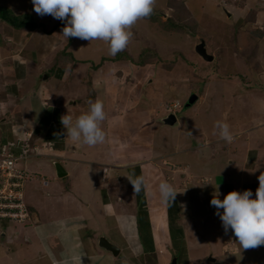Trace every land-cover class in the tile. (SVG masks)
<instances>
[{
    "label": "crops",
    "instance_id": "1",
    "mask_svg": "<svg viewBox=\"0 0 264 264\" xmlns=\"http://www.w3.org/2000/svg\"><path fill=\"white\" fill-rule=\"evenodd\" d=\"M14 2H1L0 7L17 16L30 13ZM238 10H233L239 17L233 27L249 33L252 42L260 39L257 48L264 53V7L247 2ZM34 20L38 27L31 30L0 19V147L19 140L20 146L38 147L40 154L16 163L26 173L23 192L31 218L19 223L0 217V264H215L218 257L223 264H235L240 255L247 264L255 253L264 264V245L241 248L210 204L217 191L221 200L231 191L250 189L255 195L258 176L264 173V124L258 117L264 113V58L251 73V60H240L244 74L262 90L250 86L251 93L244 92L237 106L224 107L220 97L213 114L206 115L212 121H204L195 108L193 115L184 114L185 122L177 116V124L167 126L161 113L168 115L176 98L162 97L168 82H161L164 93H151L154 80L146 70L138 73L131 60L110 55L97 69L82 66L88 61L67 49V38L61 35L64 23L46 15ZM230 27L222 34L229 37ZM155 29L164 33L159 26ZM150 48L164 58L155 46ZM63 51L74 61L61 56ZM129 54L138 60V54ZM218 94L212 93L214 100ZM97 100L106 113L101 122L105 142L88 146L73 141L61 117L69 115L75 123ZM246 109L258 112L253 119L257 128L245 125ZM199 119L212 130L186 127ZM217 119L229 124L233 142L220 138ZM47 144L54 146L52 151L44 149ZM20 146L13 149L18 156ZM56 163L66 172L63 178ZM141 175L146 187L137 194L130 180ZM162 181L178 192L173 203L162 202ZM102 237L119 248L117 256L100 247Z\"/></svg>",
    "mask_w": 264,
    "mask_h": 264
},
{
    "label": "rangeland",
    "instance_id": "2",
    "mask_svg": "<svg viewBox=\"0 0 264 264\" xmlns=\"http://www.w3.org/2000/svg\"><path fill=\"white\" fill-rule=\"evenodd\" d=\"M10 1L12 0H0V3ZM13 1H15V5L20 10L25 11L26 9L30 11V13L26 14H32L37 20L42 19V16L34 11L32 0ZM247 2L250 6H255L260 3V6L264 7V0H156L154 6L157 7V10L154 7V11L157 12L155 16L158 17H155V22L161 19V22L167 23L168 32L170 33H161L155 29L154 25L142 19L138 20L132 26L131 31L133 32V37L130 40L132 44L131 46L128 44L124 51L132 52L133 56L138 54V56L136 55V58H138L143 48L153 45L160 51L164 58L169 59V64L175 62L173 61L175 58L172 55L173 53L180 54L172 68L173 71L178 70L174 73H168L169 71L164 69L163 64H156L155 62L151 65L149 64L147 67H137L138 73L139 71L144 72L146 70L150 78L154 80V84L152 86L149 85L151 93H159V91L163 90L161 82H168V88L165 89V94L162 97L164 98L170 94L176 97L169 105L182 107L179 108L181 110L177 114L179 122L180 119L185 122L186 117H184V114L191 115L192 113L193 115L194 112L192 111H195V108L197 115L203 113L201 116H205L204 121H212L206 115L210 112L213 114V106L218 105L220 97V103L224 107L229 104L237 106L240 104L236 100L242 98V94L247 90L250 91V86L256 89H263L259 85V82L250 79V77L244 74L243 65H241L240 61L241 59L247 61V58L251 60L248 67L250 68V73L253 71L251 67H255V62L264 58V53H261L257 48V44H260V39L252 42L248 38L249 33L244 34L243 31H240V27L237 29L233 27L236 23L235 21L239 18L237 14H234L233 10L239 12L240 10L238 9H241V5L243 3L246 5ZM228 6H231V11ZM234 7L238 8L236 9ZM46 16L58 24H65L64 21L57 20L51 15ZM161 22H158V24L160 25ZM228 26H231L230 30L233 31L228 35L234 37H228L226 33L222 34V32L227 31L226 28ZM136 40L139 42L138 45L134 43ZM203 40L206 43L208 52L215 57L213 62L205 61L196 53L197 45ZM242 42H245V46L243 47H241ZM66 43L67 49L71 47L76 58L81 61H88L82 64V66L86 65L89 68L98 67L102 61L101 59L109 55V46L102 40H93L90 42L79 38H69L66 39ZM261 47L263 48V44L259 48ZM155 65L158 67L154 73L153 67ZM210 82H212V85H210ZM210 87H213V92L219 93L215 96L217 103H215ZM216 89L217 91H215ZM162 92L164 93V91ZM193 93L197 94L198 100L195 104L187 107L186 102H188L189 97ZM250 93L248 95V102L252 98ZM256 105V103L249 104L248 107ZM244 113L243 115H247L245 125L250 128H257L259 123L254 122L253 119L255 120L254 114L258 112H249L246 109ZM161 115L163 118V116H167V113L163 112ZM258 117H260L259 121H262L260 123L263 125L264 113H259ZM158 122L162 126L161 121ZM202 122V119H199L197 122L190 123L186 127L189 129L212 130L209 124L207 126V123L202 124ZM187 124L188 122H186ZM194 131L197 133L199 130ZM23 162L19 163V166H23ZM252 198H255L254 193ZM238 258L236 259L235 257L233 259L235 264H244L243 256L240 255ZM261 258L262 255L260 253H255L253 256H250L247 264H260ZM215 264H223L221 257H218V261Z\"/></svg>",
    "mask_w": 264,
    "mask_h": 264
},
{
    "label": "clouds",
    "instance_id": "3",
    "mask_svg": "<svg viewBox=\"0 0 264 264\" xmlns=\"http://www.w3.org/2000/svg\"><path fill=\"white\" fill-rule=\"evenodd\" d=\"M32 3L34 11L38 15H51L53 18L65 22L66 26L63 27L61 35L67 39L79 38L90 42L102 40L108 44L109 55L112 57H115L119 52L126 49L133 37L131 28L138 20L142 19L161 28L158 23L144 19L153 13L156 0H32ZM162 30L170 33L165 29ZM202 42L205 41L203 40ZM148 48L150 46L144 49ZM156 54L150 55L155 56V59L156 57L160 58L158 52ZM172 55L174 56V53ZM177 108L181 107L171 105L168 115L175 114L177 117ZM105 119L106 113L103 102L97 100L90 103L89 111L80 115L75 123H73L72 117L69 115L62 116L61 123L66 129L67 135L73 141H78L88 146H95L105 142L106 134L101 128V122ZM214 127L218 129L222 140L227 143L233 142L234 136L228 123L216 121ZM189 134L191 135V133ZM20 143L19 140L10 142L7 145L1 146L0 150L9 144H15L14 148H17L20 146ZM22 146H28L31 150L30 145L23 144L20 147ZM53 148V145L47 144L44 149L52 151ZM31 151L30 155H40L38 147L33 148ZM16 156L18 157V155ZM21 171L24 172V170ZM25 180L26 173L21 189L23 202L26 205L23 192ZM258 181L259 186L256 189L255 198H252L253 192L249 189L243 192L231 191L221 200L217 198L219 196V192L217 191L216 196L210 201V204L217 210L215 214L221 219L225 232L227 233L231 229L243 249L264 245V173L258 176ZM4 183L5 181L0 171V190L3 188ZM130 183L134 193L137 194L146 187L142 175L130 180ZM158 187L163 203L170 204L175 201L178 192L173 185L167 181H162ZM26 207L31 218V212L27 205ZM220 209H223V211L221 212ZM11 221L16 222L14 220Z\"/></svg>",
    "mask_w": 264,
    "mask_h": 264
},
{
    "label": "built area",
    "instance_id": "4",
    "mask_svg": "<svg viewBox=\"0 0 264 264\" xmlns=\"http://www.w3.org/2000/svg\"><path fill=\"white\" fill-rule=\"evenodd\" d=\"M15 146L9 144L0 150V171L5 181L0 190V217L23 223L30 215L21 192L25 173L16 169V162L29 157L32 151L28 146H22L17 157L13 152Z\"/></svg>",
    "mask_w": 264,
    "mask_h": 264
},
{
    "label": "trees",
    "instance_id": "5",
    "mask_svg": "<svg viewBox=\"0 0 264 264\" xmlns=\"http://www.w3.org/2000/svg\"><path fill=\"white\" fill-rule=\"evenodd\" d=\"M157 14L156 11L153 10V13L151 14V16L147 17V18H144L146 20H149L151 22H155V17H158V16H155ZM0 19L3 20V21H6L7 23H10L12 26L18 28V29H21V28H29V29H36L38 27V24L36 23V21L34 20L33 16L27 14V15H23V16H17L15 15L10 9L8 8H5V7H0ZM160 19V17H159ZM158 22H161V19L155 23H158ZM161 28L162 29H165L167 31L168 30V27H167V23H164V22H161L160 24ZM157 52L153 49H144L141 51L139 57H138V60H134L133 57L129 54V52H126V51H122L121 53H118L116 56H115V60H131L134 64L138 65V66H144L146 65V63L148 61H152V60H155V56H152L150 54H156ZM157 55V54H156ZM179 53H175L174 54V60L176 62V59L177 57H179ZM61 56H66L68 58H71L72 61H74V58L72 56V54L70 53H67L65 51H63L61 53ZM107 61L106 58H103L102 62H105ZM168 59H161V58H157V61L156 63L162 65H164V69L167 70V71H172V68L174 66V63H171L169 64L168 63ZM98 67H95V69H97ZM91 86V85H90Z\"/></svg>",
    "mask_w": 264,
    "mask_h": 264
},
{
    "label": "water",
    "instance_id": "6",
    "mask_svg": "<svg viewBox=\"0 0 264 264\" xmlns=\"http://www.w3.org/2000/svg\"><path fill=\"white\" fill-rule=\"evenodd\" d=\"M196 52L206 61L208 62H212L214 60V57L212 55H210L207 52L206 49V43L202 42L201 44H199L196 47ZM198 100V96L196 94H192L186 104L187 107L193 105L196 103V101ZM162 122L167 125V126H175L178 122V119L176 117L175 114H169L168 116H166ZM55 167L57 169V175L60 178H63L64 176H66V172L64 171L62 165H60L59 163L55 164ZM99 245L101 248L111 252L113 255L117 256L120 252L119 248H117L115 245H113L112 243H110L105 237H102L99 241ZM214 261V260H213Z\"/></svg>",
    "mask_w": 264,
    "mask_h": 264
}]
</instances>
